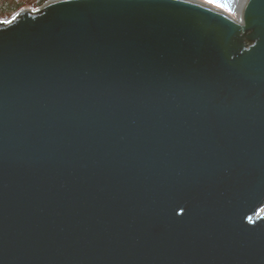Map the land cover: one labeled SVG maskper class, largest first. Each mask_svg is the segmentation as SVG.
I'll list each match as a JSON object with an SVG mask.
<instances>
[{"label": "water", "instance_id": "1", "mask_svg": "<svg viewBox=\"0 0 264 264\" xmlns=\"http://www.w3.org/2000/svg\"><path fill=\"white\" fill-rule=\"evenodd\" d=\"M240 2L0 21V264H264V0Z\"/></svg>", "mask_w": 264, "mask_h": 264}, {"label": "rangeland", "instance_id": "2", "mask_svg": "<svg viewBox=\"0 0 264 264\" xmlns=\"http://www.w3.org/2000/svg\"><path fill=\"white\" fill-rule=\"evenodd\" d=\"M50 1V0H49ZM191 1H195L207 6H210L212 8H215L217 10L223 11L225 12L227 15H229L231 18L233 19H237L238 18V14L234 13V14H230L228 12H226L225 10H223L221 7L216 6L215 4H213L212 2H209V0H191ZM3 2H8L10 4H15L20 8V11L22 10H30V11H35L38 9V2L39 0H0V3ZM14 17V16H12ZM12 17H5V16H0V21H9ZM261 213L264 214V208L261 210Z\"/></svg>", "mask_w": 264, "mask_h": 264}, {"label": "trees", "instance_id": "3", "mask_svg": "<svg viewBox=\"0 0 264 264\" xmlns=\"http://www.w3.org/2000/svg\"><path fill=\"white\" fill-rule=\"evenodd\" d=\"M49 2V0H39L38 8ZM20 11V8L15 4H10L8 2L0 3V16L12 17L15 16Z\"/></svg>", "mask_w": 264, "mask_h": 264}, {"label": "bare ground", "instance_id": "4", "mask_svg": "<svg viewBox=\"0 0 264 264\" xmlns=\"http://www.w3.org/2000/svg\"><path fill=\"white\" fill-rule=\"evenodd\" d=\"M244 2H245V0H241L240 5L237 9V12H240V10L242 9V6L244 5Z\"/></svg>", "mask_w": 264, "mask_h": 264}, {"label": "snow or ice", "instance_id": "5", "mask_svg": "<svg viewBox=\"0 0 264 264\" xmlns=\"http://www.w3.org/2000/svg\"><path fill=\"white\" fill-rule=\"evenodd\" d=\"M209 2H213V0H209Z\"/></svg>", "mask_w": 264, "mask_h": 264}]
</instances>
